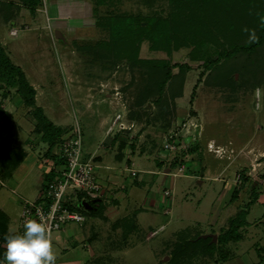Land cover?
I'll return each mask as SVG.
<instances>
[{
	"label": "rangeland",
	"instance_id": "374dc122",
	"mask_svg": "<svg viewBox=\"0 0 264 264\" xmlns=\"http://www.w3.org/2000/svg\"><path fill=\"white\" fill-rule=\"evenodd\" d=\"M9 1L15 4L19 2L0 0V41L4 43L5 46H2L12 62L23 68L29 80H36L45 86L46 94L43 97L50 103L48 118L60 123L64 131L68 130L67 134L63 132L62 137L71 134L75 124H78L83 156L93 149L103 152L99 144L106 128H99L100 119L106 115L111 123H116L117 117H121L117 124L121 130L111 131L115 136L113 142L120 139L129 144L127 151L129 154L134 152L131 161L115 158L117 149L108 150L101 165L91 158L97 166L100 182L108 187L116 185L119 192L125 193L120 200L119 214L134 217L138 224L137 229L131 232L132 246L120 254L115 264H159L167 256L161 255L165 241L171 245L177 238L175 233L190 231V227L192 234L198 229H202L204 235L214 231L219 233L221 228L228 227L229 218L253 200L246 207L250 214L247 216L248 224L241 230L243 238L229 243L231 253L228 257L218 260L216 256L207 264H255L260 261V255L264 252V221L257 226L254 222L264 219V85L255 90L243 85H236V90L229 85L210 86L204 81L209 71L203 66L204 56L213 51L211 54L215 62L211 64L212 67L225 61L224 57L219 58L217 53L214 54V44L202 54V59L194 61L186 56L192 45L169 55L151 49L146 39L141 45V57L167 58L172 63L174 73L179 72V67L174 65L176 63H188L191 68L187 71L182 96L171 98L169 93H164V101L155 103L157 95L154 93L145 96L144 103L139 105L136 101L147 83V68L140 64L131 65L126 59L115 63L100 55L95 57L88 45L109 38V30L100 25V22L107 21L106 17L115 13L166 15L170 11L167 0L152 3L145 0H102L101 3H96L97 0H59L60 3L65 1L67 11L56 19L50 6L56 0H42L35 14L24 4L19 9L16 6L8 9L4 3ZM27 27L29 32L26 38ZM14 28L18 30L17 35L11 33ZM57 29L61 31L62 38L56 36ZM233 73L237 80H241L240 72ZM147 86L151 89L155 84L152 82ZM12 95L4 100L0 92V102L26 131L17 132L14 142L5 139L2 147L6 156L0 161V180L6 185L0 183V207L10 215L15 231L24 200L33 201L39 196L42 178L37 167L27 171V165L21 164L14 169V162L24 156L23 146L27 152L30 149L26 146V140L28 120L32 117L28 112L30 107L24 105L18 96ZM132 112L138 116L132 117ZM6 117L7 114L2 115V118ZM11 122L9 120L8 124ZM37 137L35 134L32 136L33 139ZM196 141L200 143L201 150L182 155L181 150L188 149ZM220 142L226 147H221ZM209 143L220 148L217 155H224L218 157L214 151L207 150ZM132 144L136 151H132ZM170 146H173L172 149ZM47 147L48 144L42 143L38 150L41 157H47L43 154ZM56 150L58 146L54 147ZM181 156L184 158L183 164H175V159ZM168 167L171 169L166 176ZM23 168L26 172L22 173ZM132 170L139 172L138 175L132 176ZM243 170H247L249 181L242 187L240 175ZM10 172L12 175L9 177ZM215 175L221 176V179L214 180L212 177ZM113 176H118V181L112 179ZM235 188H239L240 193L233 201L230 198ZM163 195L171 199V206L162 200ZM86 201L92 204L94 200L87 198ZM167 206H170V212H166ZM77 207L85 219L78 223H67L51 233L56 264L76 263L77 259L85 262L91 258L90 250L99 255L110 252L114 246L107 242L113 229L110 224L100 220L98 204L86 208L77 202ZM91 223L95 224L92 230ZM130 223L133 224L134 220L127 222ZM161 225L165 228L159 229ZM69 229L73 232L78 230L74 237L76 247L68 245V239L64 236ZM155 229L158 232L152 239L146 240V235ZM117 234L120 235L119 231ZM135 241L139 242L135 244ZM63 246L70 248L64 251Z\"/></svg>",
	"mask_w": 264,
	"mask_h": 264
},
{
	"label": "trees",
	"instance_id": "16d2710c",
	"mask_svg": "<svg viewBox=\"0 0 264 264\" xmlns=\"http://www.w3.org/2000/svg\"><path fill=\"white\" fill-rule=\"evenodd\" d=\"M145 1L152 3L155 0ZM167 1L170 11L166 15L144 16L141 13L138 15L115 13L106 17L107 21L100 22V25L109 30V38L98 41L94 45H88V49L94 52L95 57L100 55L115 63L126 59L131 65L140 64L147 68L148 80L140 93V98L136 101L137 104H143L146 99L144 97L154 93L157 95L154 98L155 103L164 101L162 100L164 93H169L171 98L182 96L187 71L191 68L188 63H176L174 65L179 67V72L174 73L172 63L167 58L141 57V45L146 39L149 40L151 49L161 50L169 55L184 46L192 45L193 48L186 56L194 61L199 60L208 47L214 44L216 47L214 54L217 53L219 58L224 57L225 61L212 67L211 64L215 62L213 54H211L213 51H208L211 55L204 56L203 66L205 70H209L204 81L210 86L229 85L232 90H236V85H243L250 90H255L264 85V0ZM42 2V0H19L18 4L9 1L4 5L8 9L13 6L19 9L21 4H24L32 14H35ZM97 2L101 3L102 0H97ZM234 71L240 72L241 80L235 78ZM152 82L155 86L149 89L147 85ZM0 88L3 97H7L14 91L20 95L27 107H33L32 113L37 120V131L41 140L48 143L45 155L50 156L56 166L63 164V159L55 154L54 147L60 144L64 129L55 125L44 114L40 106H35L34 87L28 82L23 69L12 62L1 43ZM145 90H147L146 94ZM131 116L138 115L132 112ZM167 125L165 123V127ZM124 144V142H120L121 147ZM132 147L134 148L135 145L132 144ZM199 150H201V146L196 141L189 145L188 149L181 151L184 155L186 153L194 154ZM183 159L181 156L173 161L175 164H183ZM55 169L52 168L44 174L42 178L44 181L43 190L35 200H42L48 182L54 179L57 174ZM240 179L243 182L241 183L242 187L247 184L249 181L247 170H243ZM239 193L240 189L235 188L230 200H236ZM253 202L254 200L247 206ZM91 203L89 204L92 207L97 202L94 200ZM246 207L229 218L228 227L221 228L216 241L212 240L211 235L198 236L197 234H201L200 230L194 234L191 232L192 229L187 232H183V230L177 232V238L170 249L169 259L161 264H193L194 260L196 263L201 261V264H207L213 257L217 256L218 260L228 257L231 253L229 243L243 238L241 230L248 224V207ZM6 234H11L9 218L0 209V260H3L5 247L1 243L5 242ZM255 264H264L263 254L260 255V261Z\"/></svg>",
	"mask_w": 264,
	"mask_h": 264
},
{
	"label": "crops",
	"instance_id": "0c3cea01",
	"mask_svg": "<svg viewBox=\"0 0 264 264\" xmlns=\"http://www.w3.org/2000/svg\"><path fill=\"white\" fill-rule=\"evenodd\" d=\"M61 1H63V0H61ZM58 2H59V0H56L55 2H53L50 5L51 6V10H52V14H53V18H55V17L57 18V16H61V14H64L67 11L66 10V5H65V1L62 2V3H60V2L58 3ZM46 15L47 16L49 15L48 11H47ZM26 30L27 31H25V32L27 34L25 32L24 33L26 34V38H27L28 37V32H29L28 31V27H27ZM17 34H18V30H17V32L14 35H17ZM2 45L5 46L4 43H2ZM24 49H25V47H24ZM27 80L35 89V96H34V98H35V106H40L43 109L44 114L48 117L47 110H48V107H50V103H47L44 100L45 98L43 97L46 94L45 86L44 87H43V85L41 86V84L38 81H36V80H31L30 81L28 77H27ZM0 92H1L2 99H4V100L9 98V96H11L13 94L12 97L18 96L21 99L22 103H23V100H22V98L20 97L19 94H14L13 92H11L7 97H3L1 88H0ZM3 106L4 105L0 102V122H2V123H0V161H2V158L5 159V156H6V153L4 152V150L2 148L3 145H4V142H6L5 139H11L9 141H13L14 142L13 139L17 140L16 133L25 130V129L20 127V123L18 122L19 120L15 119L16 123H18V124L13 122V120H14L13 113L9 112ZM1 108H3V109H1ZM32 108L33 107L28 108V112H29V115L33 119L34 118V114L32 113L33 112ZM6 114H7V117L5 119L2 118V115H6ZM117 118L118 119H117L116 123H113V122L111 123V121H109L110 118H108V116H106V115L103 116L100 119L99 128L101 129L100 126H103V127L106 128L105 129V135L101 139V144H99L100 148H103V152H99V150H97V149L91 150L90 153H88L86 151V155H85L86 159L92 158L93 161L96 160L98 162V164L101 165V163L104 161V158L107 156L108 150H114L115 151L117 149V152L116 153L114 152L115 153V155H114L115 158H117L119 160H122L123 158H127L128 161H131V159H132L131 155L134 154V152H131V154H129L130 152L127 151V149L129 148V144L125 143L121 147L120 146V142L121 141H119L120 139H116V140L114 139V142H113V137H115V136H113V133H111V131L112 130H116V132H118V131L121 130V129H119V127H117V124H119L118 121L121 120V117H117ZM32 119L28 120V139L26 140L27 141L26 146L28 148H30V149L27 152V148L25 146H23L24 151H25L24 156L18 162H14V164H15L14 169L16 170L21 164L27 165V167H28L27 171H30L34 167H37L40 170L39 177L41 179V178L44 177V174L48 173L52 169V167H53L52 166V162H54V160H52L50 158V156L41 157V154H38V150L42 147V143L45 144L46 142L41 140L40 134L37 131V126H36L37 120H35V118H34V120L32 121ZM113 119H114V117H113ZM9 120H12L11 124H8ZM50 120L52 121V119H50ZM52 122L54 123V121H52ZM32 123H34V124H32ZM54 124L55 125L59 124V127H62L60 125V123H54ZM112 125H113V127L110 129L109 126L111 127ZM109 129H110V131H109ZM67 133H68V130L64 131V134H67ZM34 134L36 136H39V137L33 139L32 136ZM46 144H48V143H46ZM219 145L221 147H223V148L226 147V145H224V143H221V142L219 143ZM142 147H141V149L143 151L144 149ZM132 149H133V147H132ZM132 151H136L135 148ZM212 151H210V152H212ZM226 151H227V149H225V153H227ZM43 154H45V153H43ZM214 155L218 156V157H221L224 154L217 155V153L216 154L214 153ZM263 159H264V157H262V160ZM159 162H160V160H159ZM9 165H13V164L9 163ZM251 165L255 166L254 163H252V162H251ZM170 169L171 168L168 167L165 170L166 176L169 175ZM23 172H26L24 168L22 170V173ZM138 173L135 176H137ZM11 175H12V173L10 172V174L8 176L10 177ZM247 175H248V172H247ZM173 176H175V175H173ZM217 176H218V174H217ZM217 176L215 175L212 178L214 180H216L217 178L221 179V176H219V177H217ZM112 179L118 181L119 178H118V176H113ZM143 179H142V182H143ZM0 183H1V185H4V186L6 185L3 180H0ZM43 183H44V181L41 182V186H40L39 192H38L39 195H40V193L43 190L42 189ZM169 186H170V184H169ZM103 187H104V190H102V193L100 194V196L95 201L97 202L98 206L101 208V211H102V212L100 211L101 213L99 212V215H98V216H100V220H102L105 224H107V223L110 224L111 230L113 229L112 231H110L111 234L108 235L107 242L113 243L114 246H113V248H111L110 252L109 251H105L104 254L100 253L99 255L98 254L96 255L95 251L90 250V253H91L90 260L87 259L84 262V261H82L80 259L79 260L77 259L76 263H70V264H115V262H117V260L120 259V256H121L120 254H122L123 252L125 253L127 251V249L130 247V245L132 246V244L130 243V236L132 234L131 232H133L134 230L137 229L138 224L135 223L136 220H135L134 217L131 218V217L128 216V214H125V215L119 214L120 213L119 207H120V204H121L120 200H121V197H123L125 195V193L123 191L119 192V188H117L116 185L114 186V185L111 184L108 187L107 184H105V186L103 184ZM171 188H173L172 185H171ZM105 190H107V191H105ZM13 191L15 192L14 188H13ZM162 200L166 204L171 206V199L169 197H167L166 195H163L162 196ZM108 202H112L114 205H111L110 203L107 204ZM88 207L91 208V205H89ZM169 207L168 206L166 207V212H170L171 211V209ZM0 209H2L8 215V218H9V231L11 233H13L14 229H12V225H11L12 219H11L10 215L2 207H0ZM135 211L137 212V210H135ZM249 214L250 213H248L247 216ZM135 215H137V214L135 213ZM132 219L134 220V223L133 224L132 223L127 224V222L129 223L130 221H133ZM263 221H264V219H261L259 222H254V225L255 226L260 225L261 222H263ZM94 226H95V224L91 223L90 230H92L94 228ZM164 228L165 227L163 225H161L159 229H164ZM190 229H192V227H190ZM16 230H17V228H16ZM16 230H15V232H16ZM198 230L202 231V229H198ZM117 231H119V233H120L119 236L120 237L118 236V234L116 235ZM77 232H78L77 229L75 230V232H73V230L70 231V229H69L68 232L66 234H64L65 238L68 239V245L76 247L77 240L74 239V237H75ZM157 232H158V229H155L154 231H151L149 234L146 235L145 239L146 240L152 239V237ZM201 235H203V237L211 235L212 236V240L216 241L218 233H216L214 231V233H209V234L204 235V233L202 232L199 236H201ZM175 236H176V233H175ZM89 237L91 238V235H89ZM116 238H118V239L122 238V240H118V239L116 240ZM138 242L139 241H135V244H137ZM116 243H117V245H116ZM1 244H2L3 247H6L5 246V242L1 243ZM171 247H172V244L169 245V242L165 241L164 248L161 251V253H162L161 255L162 256L167 254L165 260L169 259ZM69 248L70 247L67 248V246L66 247L63 246V250L64 251H68ZM115 251H117V252L114 253ZM263 254H264V252H263ZM165 260H163V261H165ZM106 261H108V262H106ZM163 261L161 259L159 264H161ZM193 262H194L193 264H198L200 261H198V263H196V260H194Z\"/></svg>",
	"mask_w": 264,
	"mask_h": 264
},
{
	"label": "built area",
	"instance_id": "2783aa9c",
	"mask_svg": "<svg viewBox=\"0 0 264 264\" xmlns=\"http://www.w3.org/2000/svg\"><path fill=\"white\" fill-rule=\"evenodd\" d=\"M16 32V28L11 30L12 34ZM170 138L173 136L170 135ZM168 145L169 143L166 144L167 147ZM208 145L209 150L220 153L219 147H214L212 143ZM82 149L81 130L78 124H75L71 134L61 137L58 150L54 151L63 159V164L56 166L55 162H52V168H56L57 174L48 182L42 200L23 202L17 231H23L26 218H34L45 224L50 237L53 230L60 229L67 223H78L85 219V215L77 207V202L86 207L85 204H89L87 198L96 200L102 193L103 183L98 179L96 164L91 158L86 159L83 156ZM131 174L136 175L137 171L132 170Z\"/></svg>",
	"mask_w": 264,
	"mask_h": 264
},
{
	"label": "clouds",
	"instance_id": "9594fccd",
	"mask_svg": "<svg viewBox=\"0 0 264 264\" xmlns=\"http://www.w3.org/2000/svg\"><path fill=\"white\" fill-rule=\"evenodd\" d=\"M4 241L6 247L0 264H55L56 253L48 230L34 218H26L23 231L6 234Z\"/></svg>",
	"mask_w": 264,
	"mask_h": 264
},
{
	"label": "water",
	"instance_id": "95a60500",
	"mask_svg": "<svg viewBox=\"0 0 264 264\" xmlns=\"http://www.w3.org/2000/svg\"><path fill=\"white\" fill-rule=\"evenodd\" d=\"M55 34H56V36H57L58 38H62V33H61L60 30L57 29V30L55 31ZM85 205H86L87 208H89V207H88L89 204H85Z\"/></svg>",
	"mask_w": 264,
	"mask_h": 264
}]
</instances>
